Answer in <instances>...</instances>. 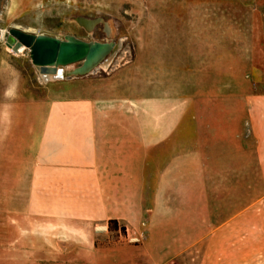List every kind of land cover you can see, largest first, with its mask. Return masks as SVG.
Returning <instances> with one entry per match:
<instances>
[{
	"label": "rangeland",
	"instance_id": "obj_1",
	"mask_svg": "<svg viewBox=\"0 0 264 264\" xmlns=\"http://www.w3.org/2000/svg\"><path fill=\"white\" fill-rule=\"evenodd\" d=\"M263 10L264 0H0V264H130L137 257L120 231L85 240L81 229L61 228L45 214L65 189L62 170L40 156L57 151L43 142L59 139L58 130L83 128L69 115H99L135 100L188 103L179 150L214 147L219 162L229 150L228 163L249 171V204L258 201L264 214ZM76 17L102 22L85 30ZM14 27L121 47L87 76L44 78L28 51L5 48ZM101 97L121 102L108 106ZM255 241L246 240L243 264H251Z\"/></svg>",
	"mask_w": 264,
	"mask_h": 264
},
{
	"label": "crops",
	"instance_id": "obj_2",
	"mask_svg": "<svg viewBox=\"0 0 264 264\" xmlns=\"http://www.w3.org/2000/svg\"><path fill=\"white\" fill-rule=\"evenodd\" d=\"M129 105L69 115L83 128L58 130L59 139L43 142L57 146L40 156L62 170L65 189L55 199L64 204L45 214L61 228L81 229L85 240L117 221L115 232L124 228L119 238L132 242L137 256L130 264H243L247 239H257L251 264H259L264 214L258 201L249 204V171L228 163L229 150L224 162L214 147L208 154L199 145L179 150L188 103L149 98Z\"/></svg>",
	"mask_w": 264,
	"mask_h": 264
},
{
	"label": "water",
	"instance_id": "obj_3",
	"mask_svg": "<svg viewBox=\"0 0 264 264\" xmlns=\"http://www.w3.org/2000/svg\"><path fill=\"white\" fill-rule=\"evenodd\" d=\"M74 22L86 30L93 29L102 22V19L87 20L84 17H76ZM104 27L107 28L105 23ZM4 46L16 55L28 51L31 65L44 78L50 75L55 78L65 76L71 79L87 76L95 68L108 63L119 51L121 42H87L69 35L58 39L46 35H34L14 27L7 31ZM76 64L78 67L69 71L64 70Z\"/></svg>",
	"mask_w": 264,
	"mask_h": 264
},
{
	"label": "trees",
	"instance_id": "obj_4",
	"mask_svg": "<svg viewBox=\"0 0 264 264\" xmlns=\"http://www.w3.org/2000/svg\"><path fill=\"white\" fill-rule=\"evenodd\" d=\"M261 14H262V16H261V18H262V25H263V33H262V35H263V38H264V10L261 11ZM116 223H117V221H115V220L109 221L107 223L108 231H117V224ZM119 231H120L121 234L125 235L124 228H120Z\"/></svg>",
	"mask_w": 264,
	"mask_h": 264
},
{
	"label": "bare ground",
	"instance_id": "obj_5",
	"mask_svg": "<svg viewBox=\"0 0 264 264\" xmlns=\"http://www.w3.org/2000/svg\"><path fill=\"white\" fill-rule=\"evenodd\" d=\"M90 29V28H89ZM104 65V64H103ZM102 66V65H101Z\"/></svg>",
	"mask_w": 264,
	"mask_h": 264
}]
</instances>
